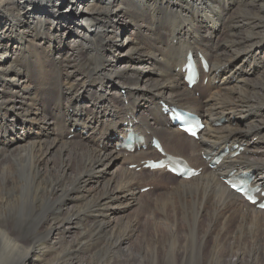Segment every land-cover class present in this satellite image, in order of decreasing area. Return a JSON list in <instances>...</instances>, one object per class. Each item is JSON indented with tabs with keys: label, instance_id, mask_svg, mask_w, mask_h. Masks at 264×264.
<instances>
[{
	"label": "bare ground",
	"instance_id": "obj_1",
	"mask_svg": "<svg viewBox=\"0 0 264 264\" xmlns=\"http://www.w3.org/2000/svg\"><path fill=\"white\" fill-rule=\"evenodd\" d=\"M153 137L200 174L143 169ZM229 174L264 190V0H0V264H264V211Z\"/></svg>",
	"mask_w": 264,
	"mask_h": 264
},
{
	"label": "rangeland",
	"instance_id": "obj_2",
	"mask_svg": "<svg viewBox=\"0 0 264 264\" xmlns=\"http://www.w3.org/2000/svg\"><path fill=\"white\" fill-rule=\"evenodd\" d=\"M130 31H131V28H128V30H126V31H124V35L126 36V35H128L129 33H130ZM135 39V38H134ZM137 74H138V76L139 77H143V76H148V75H150L151 73H150V70L149 71H146V69H144V68H141V69H139L138 70V72H137ZM206 81L204 82V84L206 85ZM103 86V85H102ZM94 88H95V86H94ZM104 91V89L101 91V92H103ZM194 95L197 97L198 95H199V92L197 93V92H195L194 93ZM154 99H161V100H164V99H162V98H159V97H156V98H154ZM153 103H154V101H153ZM233 121H234V123H236V124H239V125H242V124H244V120H235L234 118L232 119ZM241 121V122H240ZM214 126H215V124H214ZM216 126H217V124H216ZM215 126V127H216ZM70 138H68L67 139V136L65 137V140L67 141V142H71V141H74L75 139H76V135L74 134V136H73V134H70ZM144 192H146V191H143L142 190V193H144ZM30 221V222H29ZM29 221H26L25 223H23V224H21L20 226V228H18V231H17V234L15 235V236H17L18 237V239L20 240V243L22 244V245H25V244H29V240H30V237L32 236V229H34V227H33V224L31 223V219L29 220ZM29 223H31V224H29ZM32 226V227H31ZM29 237V238H28ZM24 240H22V239ZM20 245V244H19ZM21 245V246H22ZM37 258V259H36ZM35 259H36V261L33 263V264H46V263H48L47 261L49 260V258H46V259H38L39 257H36ZM199 254L197 253V252H193L192 253V259H191V261H190V264H197L198 263V261H199ZM194 261V262H193Z\"/></svg>",
	"mask_w": 264,
	"mask_h": 264
}]
</instances>
